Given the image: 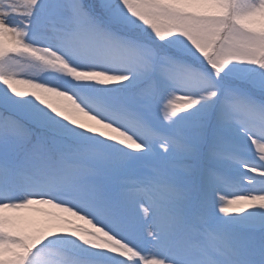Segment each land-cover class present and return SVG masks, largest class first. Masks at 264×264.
<instances>
[{
    "label": "snow or ice",
    "instance_id": "6c2138e0",
    "mask_svg": "<svg viewBox=\"0 0 264 264\" xmlns=\"http://www.w3.org/2000/svg\"><path fill=\"white\" fill-rule=\"evenodd\" d=\"M0 264H264V0H0Z\"/></svg>",
    "mask_w": 264,
    "mask_h": 264
}]
</instances>
